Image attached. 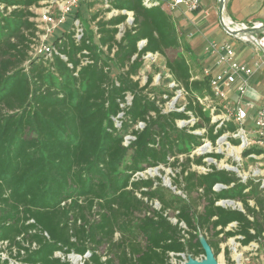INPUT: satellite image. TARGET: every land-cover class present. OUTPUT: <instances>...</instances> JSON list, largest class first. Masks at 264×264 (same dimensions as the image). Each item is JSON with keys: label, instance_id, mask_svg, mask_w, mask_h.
I'll return each instance as SVG.
<instances>
[{"label": "trees", "instance_id": "16d2710c", "mask_svg": "<svg viewBox=\"0 0 264 264\" xmlns=\"http://www.w3.org/2000/svg\"><path fill=\"white\" fill-rule=\"evenodd\" d=\"M42 1L0 0V264H72L71 254L87 255L84 264H166L169 253L205 256L200 236L216 258L228 239L238 237L242 246L264 241L260 182L192 170L204 161L192 151L236 126L216 129L198 103L209 92L207 80L194 79L184 56H168L181 47L172 16L144 0H112L104 12L134 18L120 39L127 14L99 21L98 43L66 31L55 39L58 55L31 60L39 32L34 9ZM148 54L164 58L167 85L177 88L150 89V76L141 86ZM178 89L186 92L184 110L164 112ZM192 118L193 127L178 126ZM127 136L134 137L128 145ZM161 167L181 169L173 181L181 195L161 178L135 177ZM217 184L227 188L216 191Z\"/></svg>", "mask_w": 264, "mask_h": 264}, {"label": "built area", "instance_id": "2783aa9c", "mask_svg": "<svg viewBox=\"0 0 264 264\" xmlns=\"http://www.w3.org/2000/svg\"><path fill=\"white\" fill-rule=\"evenodd\" d=\"M96 1H101L104 3L106 9L110 8V3L112 0H46L42 1L43 5L39 6V16L36 15L35 22L37 24L38 29V38L34 40V43L31 45V50L29 55L32 56V60L37 59H49L53 55H58V52L55 49L54 43L56 36L55 31L59 30L64 24L69 25L67 18L75 13L78 9L86 4H91ZM41 2V3H42ZM40 3V4H41ZM145 5L157 4L160 5L161 9L173 16L177 11H182L185 15L197 13L201 8V0H144ZM38 7V8H39ZM36 8V9H38ZM34 9V10H36ZM114 12V11H111ZM121 14H127L126 23L129 26H132L134 22L133 14L127 13L126 11H116ZM37 19V20H36ZM226 27L230 32L235 31H244L251 27H260L262 25L257 24H246V23H235L225 18ZM125 25V24H123ZM120 29V28H119ZM58 31V32H59ZM72 31L74 33V38L76 41H79L84 36L83 29L81 27V22L75 20L72 23ZM227 34V32L225 31ZM123 32H119L118 39L121 38ZM228 35V34H227ZM230 36V35H228ZM231 38L237 40L238 43H241L245 47L250 46L254 49L255 55L258 57V60L254 61L253 64H244L240 63L237 59V53L235 47L226 41H208L204 46V52L213 59V62L210 65H207L203 68L200 77H194V79H205L207 80V84L209 87V92L205 95L198 98V103L202 107L203 112L209 114L211 117V122L213 124L217 123L216 129H220L226 123H232L236 126L235 132H227L229 135L233 136V138H240V145H248L256 142L258 145H264V108H261L256 113L254 120L256 124L255 129L257 131V137L250 139L247 137V130L244 128V123L248 119V113L243 106L242 99L247 95L250 83L253 78L262 74L264 72V32L256 33V34H241L236 35ZM145 45V42H141L139 44L140 48ZM154 56H160L158 54H148L144 57V68L146 66L147 60L153 58ZM63 60H67V58L63 55H60ZM90 63L89 60H85L83 65ZM167 77L170 78V75L167 73ZM168 87L171 89L177 88V85L174 82L168 84ZM175 97L178 99L180 97H186V92L183 89H178L175 92ZM166 98V96H165ZM128 101H131V97H128ZM184 108L176 109V111L181 112ZM122 114L119 115L121 117ZM197 122L196 119L192 118L190 121H181L183 124H179L180 128L187 126L188 123H191V127L195 125ZM144 124H140L137 126V129H143ZM194 135L202 136L205 133V130H196L191 132ZM226 134V133H225ZM224 134V135H225ZM223 138V135L218 138L216 141L219 142ZM134 140V137L127 136L125 138V144L128 145L130 141ZM235 140V139H234ZM215 143V144H216ZM212 144L210 141H204L198 148L192 151L190 157H204V161L202 165H192V170L196 171L200 175H207L211 173L214 168L217 169V161L218 158L211 157L208 155H214L209 153L208 148ZM231 147L230 144H228ZM228 147V148H229ZM208 152V155H207ZM226 171L238 174V177L242 182H246L249 179L256 180V177L260 176L258 171H254L251 176H243L240 174L238 166H229L226 168ZM153 169H149L145 172H140L135 175L136 178H143V174L148 171H152ZM146 179V178H144ZM261 183L262 188H264V181H259ZM227 187L217 184L215 186L216 191H220L222 189H226ZM155 210H160V205L155 202ZM235 204V203H234ZM233 204V205H234ZM218 205L228 208L230 207V201H222L219 202ZM239 208V207H238ZM242 210V208H239ZM173 224L177 223V220L174 218H170ZM183 227V225L181 224ZM231 226H235L234 224ZM240 238V237H239ZM252 244V243H251ZM250 244V245H251ZM56 257L61 259H65L61 253H56ZM87 256V255H86ZM86 256H79L75 254H71L67 257V259L75 264L76 262L80 264H84V259ZM191 256H186L184 254H175L169 253L166 264H185L187 262V258ZM204 259V256L197 258V260Z\"/></svg>", "mask_w": 264, "mask_h": 264}, {"label": "rangeland", "instance_id": "374dc122", "mask_svg": "<svg viewBox=\"0 0 264 264\" xmlns=\"http://www.w3.org/2000/svg\"><path fill=\"white\" fill-rule=\"evenodd\" d=\"M211 3L208 0H201V4L205 5L206 10L211 9L213 11L212 17H209L207 21L204 23V26H197L195 22L187 21V15H182L179 18L180 11H177L172 16L173 22L176 26V29L179 34L181 47L180 49L168 51L169 57H175L177 55L184 56L189 64L191 65V71L194 77H200L202 70L207 65H210L213 62V59L208 56L204 52V46L208 41H217L220 42L221 38H223V34L221 33V27L217 23V11H218V0H211ZM229 0H226V5ZM43 5V2L40 4ZM39 9L34 10L35 14L39 16ZM106 7L104 3L101 1H96L91 4H84L81 9H78L75 13L70 15L67 20H69V25H63L60 27V31H55V39L63 38V34L66 31L72 29V23L75 20L81 22V27L83 29L84 36H89L94 43H98V23L99 21H108L113 17L121 14L120 12H104ZM191 15V14H189ZM186 19V22L180 23V19ZM37 20V19H36ZM35 21V19H34ZM129 27L128 23L120 26L121 32H124L125 29ZM59 31V32H58ZM223 32V31H222ZM188 49V50H187ZM106 49L104 48L103 51ZM32 60V56H30ZM255 60H258V57L255 56ZM254 60V61H255ZM254 61L250 64H253ZM164 58L161 56H154L147 60L146 66L143 69L139 79L141 86H145L148 82V77H153V82L150 86V89H160V90H168V85L166 82L167 71L164 67ZM114 73H117L115 71ZM260 90V93L258 90ZM253 92V85L250 83V87L247 95L242 99L243 106L245 107L248 113V119L244 123V128L247 130V137L253 139L257 137L256 124L254 117L258 110L264 108V87H257ZM258 92V94H255ZM186 97H180L178 99H173L168 102L164 106V112L176 111V109L184 108L186 105ZM179 124H183L179 122ZM187 125L191 126V123ZM231 139H235L237 144L231 142ZM240 138H233V136L226 133L223 135L221 141L217 142L214 145H210L208 148L209 153L220 156V159L217 161V170H227L229 166H238L239 172L243 176H251L253 172L256 170L260 173L259 177H256V180L264 181V145L260 146L256 142L248 145H240ZM231 145V147L228 146ZM229 147V148H228ZM253 149L251 153L245 156L246 151H250ZM207 152V155H208ZM210 156V155H208ZM180 168L171 169L161 167L160 169H153L152 171H148L143 174V178H161V184L170 189L174 194H180L181 191L175 189L173 184L174 179L180 173ZM238 176V174H236ZM221 203V202H220ZM152 208H155V204H151ZM242 208L240 203H235L232 206H228V208ZM95 217L92 216L93 220ZM118 237V236H117ZM237 238L228 239L225 243L221 244V253L217 257L218 264H264V241L261 240L259 242H253L249 246H242L238 242ZM225 251L229 252L227 256ZM99 255L102 257V260H107L105 249L99 250ZM4 258H9V252L3 253ZM12 264H18L16 261L11 260ZM75 264H80L79 262H75Z\"/></svg>", "mask_w": 264, "mask_h": 264}, {"label": "crops", "instance_id": "0c3cea01", "mask_svg": "<svg viewBox=\"0 0 264 264\" xmlns=\"http://www.w3.org/2000/svg\"><path fill=\"white\" fill-rule=\"evenodd\" d=\"M208 2L211 3V9H213L211 0H208ZM211 9L207 11L205 5L202 3L201 8L197 13L187 15L188 23L192 21L195 22L197 26H204V23L207 21V19H209V17H212L211 15L213 14V11ZM182 15L185 14L180 11L179 18ZM225 18L235 23H246L250 25L257 23L264 24V0H229L227 5L225 6ZM188 19H190V21ZM184 22H186V19L181 18L180 23ZM217 23L218 25H220L218 11ZM220 30L223 34V38H221V41L229 42L235 47L237 59L240 63L250 64L255 60L256 55L252 47H245L241 43H238L237 40L228 36L222 29V27ZM251 83L253 85V92L257 89V87H264V72L256 76V78H253ZM258 92L260 93V90H258ZM258 92H256L255 94H258Z\"/></svg>", "mask_w": 264, "mask_h": 264}, {"label": "water", "instance_id": "95a60500", "mask_svg": "<svg viewBox=\"0 0 264 264\" xmlns=\"http://www.w3.org/2000/svg\"><path fill=\"white\" fill-rule=\"evenodd\" d=\"M225 6H226V0H219L218 15H219L220 25L222 29L227 32L228 35L234 37L236 35H241V34H256V33L264 32V24H262L258 28L251 27L244 31L230 32L225 24ZM233 204L234 202L231 201L230 205L232 206ZM200 243L205 252L204 259L197 260L192 257H188L187 262L185 264H218L213 249L211 248V246L208 244L207 240L203 236H200Z\"/></svg>", "mask_w": 264, "mask_h": 264}, {"label": "bare ground", "instance_id": "6f19581e", "mask_svg": "<svg viewBox=\"0 0 264 264\" xmlns=\"http://www.w3.org/2000/svg\"><path fill=\"white\" fill-rule=\"evenodd\" d=\"M74 261L76 262V260L74 259Z\"/></svg>", "mask_w": 264, "mask_h": 264}]
</instances>
